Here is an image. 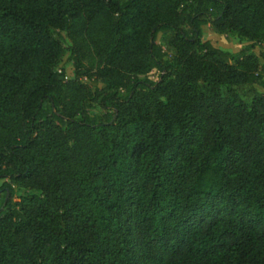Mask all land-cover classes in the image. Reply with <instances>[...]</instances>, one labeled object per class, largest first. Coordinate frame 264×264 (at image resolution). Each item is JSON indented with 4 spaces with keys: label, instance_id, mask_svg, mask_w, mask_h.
<instances>
[{
    "label": "trees",
    "instance_id": "1",
    "mask_svg": "<svg viewBox=\"0 0 264 264\" xmlns=\"http://www.w3.org/2000/svg\"><path fill=\"white\" fill-rule=\"evenodd\" d=\"M257 46L264 0H0V264H264Z\"/></svg>",
    "mask_w": 264,
    "mask_h": 264
},
{
    "label": "rangeland",
    "instance_id": "2",
    "mask_svg": "<svg viewBox=\"0 0 264 264\" xmlns=\"http://www.w3.org/2000/svg\"><path fill=\"white\" fill-rule=\"evenodd\" d=\"M202 35L203 40L210 42V44L215 48L231 53L239 52L240 50L252 44L249 40L238 38L236 36L215 34L209 26L202 27ZM55 37L65 48V54L57 66V71L63 74L65 81H72L74 80V67L72 61L69 59V55L71 50L74 49L75 45L71 43L64 33H55ZM159 40L160 35L157 36L156 41L159 42ZM263 50V47L257 46L252 50V52L258 57L259 63L264 65V59L259 57ZM84 64L86 68L91 70L86 60H84ZM148 77L152 80H156L157 73L153 71L148 74ZM77 82H79L81 86L85 88L86 93L84 94V98L87 100L91 98L94 88L102 89L106 87L105 84L95 82L92 78L88 77H82ZM256 89L258 92H263L261 88L256 87ZM87 112L90 116H93L95 114L101 113V110L97 106L96 102H90L89 106L87 107ZM12 190L13 193L11 196V204H15L20 197L33 193L30 189L20 188L15 185L12 186Z\"/></svg>",
    "mask_w": 264,
    "mask_h": 264
}]
</instances>
